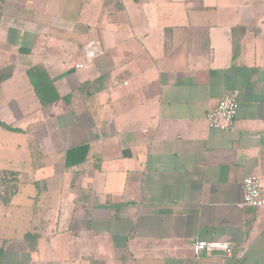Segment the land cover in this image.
Segmentation results:
<instances>
[{
    "label": "crops",
    "instance_id": "0c3cea01",
    "mask_svg": "<svg viewBox=\"0 0 264 264\" xmlns=\"http://www.w3.org/2000/svg\"><path fill=\"white\" fill-rule=\"evenodd\" d=\"M228 93L235 126L212 130ZM0 171L20 180L0 264H264V208H240L264 182V0H0ZM212 241L233 256L196 258Z\"/></svg>",
    "mask_w": 264,
    "mask_h": 264
},
{
    "label": "built area",
    "instance_id": "2783aa9c",
    "mask_svg": "<svg viewBox=\"0 0 264 264\" xmlns=\"http://www.w3.org/2000/svg\"><path fill=\"white\" fill-rule=\"evenodd\" d=\"M101 54L100 43L91 42L84 51V64L78 65L77 69H85L86 66ZM125 85H128L125 83ZM239 100L235 93H228L219 104L206 116L210 129L221 132L233 130L239 112ZM243 201L240 208L263 209L264 208V182L258 176L246 177L242 182ZM196 258L203 254L220 253L226 258L233 256V245L230 242H196L193 246Z\"/></svg>",
    "mask_w": 264,
    "mask_h": 264
},
{
    "label": "trees",
    "instance_id": "16d2710c",
    "mask_svg": "<svg viewBox=\"0 0 264 264\" xmlns=\"http://www.w3.org/2000/svg\"><path fill=\"white\" fill-rule=\"evenodd\" d=\"M27 76L43 108H48L59 101L60 97L54 82L44 68L34 67L28 71ZM3 127L6 130L17 132V130H13L7 126L3 125ZM88 150V148H82L70 151L67 155V165H77V161L74 162V160L78 154H82V159L77 163H83L86 160ZM19 185L20 180L17 173L0 171V201L6 205L9 204L18 192Z\"/></svg>",
    "mask_w": 264,
    "mask_h": 264
}]
</instances>
